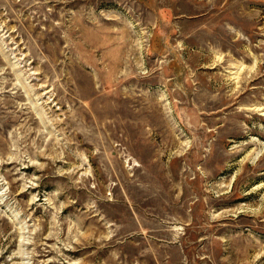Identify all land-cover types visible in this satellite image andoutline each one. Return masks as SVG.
Here are the masks:
<instances>
[{"label":"rangeland","instance_id":"rangeland-1","mask_svg":"<svg viewBox=\"0 0 264 264\" xmlns=\"http://www.w3.org/2000/svg\"><path fill=\"white\" fill-rule=\"evenodd\" d=\"M0 264H264V0H0Z\"/></svg>","mask_w":264,"mask_h":264}]
</instances>
